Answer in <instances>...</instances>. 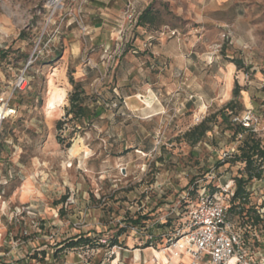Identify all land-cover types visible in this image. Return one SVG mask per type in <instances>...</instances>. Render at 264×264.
Segmentation results:
<instances>
[{
	"label": "rangeland",
	"instance_id": "rangeland-1",
	"mask_svg": "<svg viewBox=\"0 0 264 264\" xmlns=\"http://www.w3.org/2000/svg\"><path fill=\"white\" fill-rule=\"evenodd\" d=\"M130 3L140 11L145 5L0 0V99L9 96L21 70L27 67L31 78L16 94L18 113L0 137V177L8 186L0 199L7 229L1 251L10 250L9 235L19 238L26 229L29 236L18 249L23 253L55 252L69 237L86 234L90 247L104 246L110 261L120 252L132 261L152 244L154 264H163L183 195L189 188L215 192L239 176L244 164L231 160L248 133L264 145V0H151L158 15L152 30L125 21ZM152 42L163 51L153 68L146 62L154 56ZM233 58L250 68L238 70ZM70 70L83 83L85 103L102 110L84 126L66 116L74 89ZM235 81L243 88L235 119L250 113L249 130L234 135L219 116L213 130L192 143L185 134L233 99ZM27 180L36 189L33 197L14 195ZM247 187L245 208H254L263 223L247 226L245 213L229 218L246 237L254 263L264 264V177ZM189 201L196 204L197 197ZM30 204L36 215L15 222V208ZM139 215L147 216L141 226L132 221ZM88 250L70 252L86 264H103Z\"/></svg>",
	"mask_w": 264,
	"mask_h": 264
},
{
	"label": "built area",
	"instance_id": "built-area-1",
	"mask_svg": "<svg viewBox=\"0 0 264 264\" xmlns=\"http://www.w3.org/2000/svg\"><path fill=\"white\" fill-rule=\"evenodd\" d=\"M141 11L134 3L128 6L124 19L130 24L137 22ZM171 36L178 35L176 29H169L167 31ZM164 34V33H163ZM29 84L27 78V67L20 71L16 82L9 94V96L0 99V137L3 125L6 120L14 118L18 109L14 103V99L19 90H25ZM252 115L248 113L243 118V125L249 127ZM235 120H238L236 118ZM231 157V153L226 154ZM13 172H9L8 177L12 178ZM0 181V184L6 183ZM235 193L234 182H228L221 186L220 190L210 194L209 192H199L196 204L189 210L187 218L180 223L179 227L175 228L168 237L165 238V249L169 253V259L163 264H255L253 258L250 256L249 244L245 240L243 233L238 230L234 223L230 220L229 200ZM189 196L187 191L183 195V200ZM2 195L0 194V199ZM35 206L30 204L28 206L19 208L16 207L11 214L15 222L22 224L26 215H36ZM177 211V210H176ZM1 230V229H0ZM6 235L0 231V246L6 242ZM29 233L26 229L21 232L18 238L14 235H9L11 248L7 252L0 250V264H7L4 261L5 256H17L18 260L23 259L26 263L33 262L34 264H52L51 256L54 252L47 253V258L42 255L38 259L32 260L31 256L38 253V249L31 252L18 251L23 244L21 238H27ZM105 243V240H101Z\"/></svg>",
	"mask_w": 264,
	"mask_h": 264
},
{
	"label": "trees",
	"instance_id": "trees-1",
	"mask_svg": "<svg viewBox=\"0 0 264 264\" xmlns=\"http://www.w3.org/2000/svg\"><path fill=\"white\" fill-rule=\"evenodd\" d=\"M157 20V13L154 11L152 4H149L139 14L136 25L145 27L147 25L156 24ZM231 62L236 65L238 70L250 68V66H245L244 61L239 58H233ZM73 72V70L69 71V81L73 85L74 89L69 96L70 106L67 109L66 116H72L70 120L76 121L75 124H78L79 126H84L86 122H93L95 119L99 118L102 114V110L99 108H97L96 110L91 109L90 106L85 103L86 92L83 83L81 81L75 80ZM27 78L29 81V84L27 86L28 88L31 82V78L28 74V69ZM242 90L243 88L239 84V82L235 81V86L233 89V99L230 100L218 112L205 117L203 120H201V122H199L185 134L187 136H191L192 143L195 144L202 141L207 136V133L213 130V125L217 124V118L219 116L221 118L220 124L226 125L229 129H233L234 135L249 130L248 127L243 125L242 121L235 120V114H238L243 107V104L240 102V95ZM22 91L24 90H19L17 94ZM15 105L16 107H18L16 103ZM7 121L9 120H6L5 123ZM63 126L64 121L59 120L57 122V129L60 130L63 128ZM58 140L61 142L60 136H58ZM238 151V154H234V158L233 160H231V162H242L244 164V169L241 174L233 180L235 182V193L229 200L228 215L235 212L243 216V214L245 213L243 217H246L245 223H247V226L258 227L261 223H263L262 216L260 214H257L255 209L252 207L245 208V205L249 202V191L247 187L248 184H250L253 180H261L264 177V145H262V142L258 138H256L253 133H248L242 141V144L239 146ZM232 155L233 154H231V157ZM188 192L189 196L186 199L182 200L185 201L184 204H182L180 208L177 209L174 214L175 216H173L175 220L179 221V225L186 220L189 210L195 205H189V198H193V196H196L198 198L199 195V190L197 188H189ZM215 192L209 191L210 194H213ZM253 212L255 213L254 215H252ZM145 219H147V216L139 215L135 220L132 221L135 225L141 226L142 222ZM168 221H166V223L171 222ZM122 233L123 232H120V234ZM244 238L247 241L245 236ZM100 241L96 243L100 244ZM113 243V245L115 246L118 244V241L116 240V242ZM90 244H93L90 236L78 235L67 242V244L65 243V247L68 246L71 248H95V246L90 247ZM151 245L152 244H146L145 247H149ZM31 258L38 259V253H35L33 256H31Z\"/></svg>",
	"mask_w": 264,
	"mask_h": 264
},
{
	"label": "crops",
	"instance_id": "crops-1",
	"mask_svg": "<svg viewBox=\"0 0 264 264\" xmlns=\"http://www.w3.org/2000/svg\"><path fill=\"white\" fill-rule=\"evenodd\" d=\"M151 3V0H143V4H145L144 5V7H143V9H142V11L149 5ZM101 24H104V22H102ZM151 25H147V26H145L146 27V29H150V30H152V28H149ZM99 28H102V26H100ZM152 37V33H149V35H148V39L149 38H151ZM149 46H154V49L152 50L151 49V51H152V53H154L153 55L154 56H152V55H149V58L151 59V61L149 62L148 60H146V62H147V64L148 65H150V67H154V66H159V62H160V60L159 59H157V55L158 56H161L162 55V53H163V51L162 50H160V49H157V47H155V46H160L159 44H157V43H150L149 44ZM154 59V60H153ZM185 63V65H186V63L187 62H184ZM14 175V174H13ZM5 178H6V176L4 177V176H2V177H0V181L2 180V181H4L5 180ZM12 178H13V180L15 179L13 176H12ZM12 180V181H13ZM8 189V186H4V184L2 183V184H0V194L1 195H3L4 194V191H6ZM36 189L33 187V184H32V182L31 181H29V180H27V181H25L24 183H22V185L21 186H18V188H17V190H15L14 191V195H19V194H23V195H26V196H31V197H33L32 195V193H33V191H35ZM35 193V192H34ZM12 198H13V196L11 197V199H10V201H13L12 200ZM1 213H0V219H1ZM0 227L4 230L3 232L4 233H7L6 231H7V229H6V226H5V223H3V222H1V220H0ZM83 236H87L86 234H82ZM120 235L121 234H117L116 235V238H115V240H117L118 241V239H119V237H120ZM74 237H76V236H73V237H69V239L66 241V242H63L62 243V246L64 247L65 246V243L67 244V242H69L70 240H72ZM119 242V241H118ZM61 246V247H62ZM79 248H84V247H74V248H71V247H68V246H66L64 249H60V250H57V249H55V252L51 255V256H48L49 257V259L51 258V260H52V264H86V263H84L81 259H79V258H76V253H75V255L72 253V252H70V250H73V249H79ZM85 248H87V247H85ZM3 249H5L4 247H3V244L0 246V250H3ZM41 249V250H40ZM40 249H38L39 251H38V256L39 255H42L44 258H47L46 256H47V253L48 252H50V251H54V250H52L51 248H40ZM90 250H88V251H93V252H95V254H97V257H100V259L102 260V262H103V264H154V261H155V254H154V247H153V245H151V246H149V247H144V248H142L141 250V252H138V254H135V255H137V256H135V258H133V260L132 261H130V254H129V256H126V254L124 253V252H120L119 254H118V256L115 258V259H113V261H110L109 259H108V254L107 253H105L104 251H103V249H104V246H97V247H95V248H89ZM127 250V249H126ZM1 252H5V251H1ZM255 255H256V257H259V255H261V257L263 256V254L261 253V252H256L255 253ZM142 256H145V257H147V259H146V262L145 263H142V261H141V257ZM148 256H151L150 258L151 259H148ZM4 261H6V263L7 264H28V263H26V261L25 260H23V259H20V260H18V257L17 256H14V255H12V256H5L4 258ZM32 260H36V259H34V258H31ZM154 259V260H153ZM159 259H161V258H159ZM167 259H169L168 258V256H167ZM122 260L124 261V262H122ZM159 261H163L162 259L161 260H159ZM163 262H165V261H163ZM173 264H176V260H173V262H172ZM34 264V263H33Z\"/></svg>",
	"mask_w": 264,
	"mask_h": 264
},
{
	"label": "bare ground",
	"instance_id": "bare-ground-1",
	"mask_svg": "<svg viewBox=\"0 0 264 264\" xmlns=\"http://www.w3.org/2000/svg\"><path fill=\"white\" fill-rule=\"evenodd\" d=\"M65 95H66V93H64V96H65ZM148 102L151 103V101H148ZM49 104L52 105V101H51V100L49 101ZM161 254H162V253H161ZM158 256H162V255L158 254ZM163 256H164V255H163ZM164 257H165V256H164ZM164 257H163V258H164ZM165 258H166V257H165ZM165 258H164V259H165ZM165 261H166V260H165Z\"/></svg>",
	"mask_w": 264,
	"mask_h": 264
}]
</instances>
